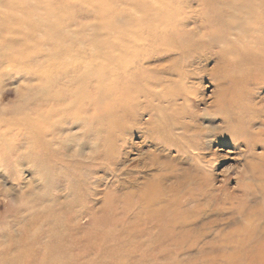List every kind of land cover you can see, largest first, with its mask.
Returning <instances> with one entry per match:
<instances>
[{"label": "rangeland", "instance_id": "374dc122", "mask_svg": "<svg viewBox=\"0 0 264 264\" xmlns=\"http://www.w3.org/2000/svg\"><path fill=\"white\" fill-rule=\"evenodd\" d=\"M119 1L0 0V59L13 55L12 66L0 68V112L15 122L1 129L8 142L0 147V264H264V216L246 220L257 202L246 194L260 189L264 175V145L248 148L241 136L248 129L264 144V117L244 113L242 130L226 129L212 108L214 63L197 71L192 89L202 102L181 143L170 135L148 148L142 129H131L125 141L105 148L81 122L54 129L37 121L39 106L27 88L62 53L108 52L105 41L120 30ZM180 4L186 16L198 17L203 8L196 0ZM244 12L236 16L241 22ZM236 17L235 29L217 27L230 36L218 49L224 62L216 75L226 83L233 112L246 109V91L256 103L264 102V86L247 82L239 65L246 57V24L239 26ZM18 90H26L28 102L19 100ZM228 118L238 123L235 114ZM42 126L51 130L46 144L37 141ZM154 183L166 201L172 188L180 189L174 197L179 210L153 214L171 209L165 202L150 209L142 199L141 192ZM243 236L251 239L239 246L236 240Z\"/></svg>", "mask_w": 264, "mask_h": 264}, {"label": "bare ground", "instance_id": "6f19581e", "mask_svg": "<svg viewBox=\"0 0 264 264\" xmlns=\"http://www.w3.org/2000/svg\"><path fill=\"white\" fill-rule=\"evenodd\" d=\"M196 2L200 7L208 8L200 9L199 18L186 16L187 11L181 8V0H133L129 4L120 0L117 4L124 9L117 17L120 30L115 38L105 41V45L111 48L108 52L62 53L54 68L40 72L36 77L37 84L27 88L29 92L34 91L35 98L31 99H35L39 106L34 111L37 121H45L54 129L69 121L72 124L81 122L83 128L97 133L99 142L105 148H115L119 140L125 141L124 137L130 134L131 129H142L143 144H147L148 148L156 139H168L170 135L176 143H181L184 135L195 125L198 117L196 108L202 102L198 92L192 89L198 83L197 71L203 64L211 63H214V68L210 77L215 86L212 108L215 113L222 115L221 120L226 129L242 130L239 120L244 113L256 114V118L264 117V102L256 103L248 91L246 111L233 112L226 101V83L223 77L216 75L224 62L218 49L222 48L221 42L230 37L219 33L217 27L235 29L237 22L234 17L243 10V22L236 17L240 19L239 26L246 24V57L239 65L246 71L247 82L264 86V0ZM187 7H192V4ZM12 56L10 53L0 59V68L5 63L12 66ZM171 56L174 58H169ZM168 59L172 63L165 65L163 61L167 62ZM25 80L29 84L34 81ZM27 94L26 90L17 91L22 103L27 101ZM231 113L236 115L238 123H232L228 118ZM9 114L0 112V115L5 116H0V147L8 142V135L1 129L10 127L7 123H15ZM55 117L58 120L52 123ZM186 119L189 120L187 124L181 122ZM129 120H133L132 126ZM46 126H42L37 141H44L48 132H51ZM241 136L248 148L251 145L254 148L264 145L259 143V135L253 136L248 129H245L244 134L241 132ZM46 141L43 143L46 144ZM261 157L260 170L264 174V156ZM253 166L254 163L251 164ZM259 181L260 189L246 194V197L251 195L257 200L254 206H249L250 212L246 214L248 223L256 221L252 220L254 215L264 216V204L258 201L261 196L264 203V175ZM155 187L161 189L158 183H154L147 184L140 191L144 202L150 209L152 203L161 205L164 202L171 209L152 210L153 214L166 213L172 207L179 210L180 203L174 198L175 194L179 195V188H172L173 197L166 201L163 192ZM152 189L159 192L154 193ZM242 230L246 232V227ZM250 239L246 240L243 236L236 241L239 246H244ZM262 249L264 259V247Z\"/></svg>", "mask_w": 264, "mask_h": 264}]
</instances>
